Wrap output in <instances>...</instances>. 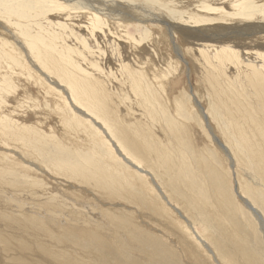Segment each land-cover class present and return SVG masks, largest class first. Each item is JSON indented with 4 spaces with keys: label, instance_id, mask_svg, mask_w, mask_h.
<instances>
[{
    "label": "bare ground",
    "instance_id": "bare-ground-1",
    "mask_svg": "<svg viewBox=\"0 0 264 264\" xmlns=\"http://www.w3.org/2000/svg\"><path fill=\"white\" fill-rule=\"evenodd\" d=\"M226 8L229 10L225 11ZM257 11V6L251 0H56L52 2L49 0H0V264H88L84 259L80 260L85 258V254L97 258L95 261L98 264H125L120 260L123 254V249L119 247L120 242L128 244V247L137 246L134 243L137 233L148 241L151 248L155 250V254H160L161 250H158L159 248L155 245L156 241L146 240L151 238L152 234L147 233L144 227L166 241H171L175 233L166 226V219H163V214H160L162 211L159 213L154 210V206L159 203L154 195L157 197L156 193L163 195L162 200L166 197L161 190L163 187L160 189V186L156 185L157 182L151 183L154 181L155 171H152L148 161L151 162L155 157L164 167L170 166L171 161L163 155L164 146L172 142L182 151L190 145L195 149L196 143L193 139L195 136L192 138L193 130L188 124L182 125L178 122V128H176L160 122L162 135L155 138L152 130L144 123L142 124V119L136 118V115L130 112L132 108L127 109L126 113L123 111L125 108L120 106L119 95L125 90L133 94L135 100H132L136 104L143 106L144 119L145 114L151 115L154 119L156 115L160 118L164 115L162 112H165L171 103L168 102L169 96L168 98L166 96L168 100H165L162 95V89L164 88L165 92L167 81L161 78L167 73V67L162 69L157 66L156 63L160 60L156 62L158 57L155 60L151 53L155 45L150 41L145 46H138L135 40L140 35L133 40L125 34L127 32L123 28L130 26L131 22L135 24L130 27L136 29L145 26L147 22L157 25L159 23L167 27L171 41L174 40L172 32L175 30L188 45H192H189L185 52L190 54L193 61L198 64V78L202 82L199 84H203L205 92L210 95L207 97L210 98L213 107L217 108L213 112L221 119L224 133L228 136L233 134L237 138L242 134L248 135L247 138L252 140H241L237 143L247 148L251 144L257 146L256 138L264 135V25H262L263 29H258L256 24L246 23L247 32H244L236 28L235 23L230 24L233 22L230 20L236 18L247 20ZM50 16L53 20L56 19V23L49 21ZM105 19L110 23H107ZM211 22L216 25L209 26L213 31L207 32L204 27ZM222 22H226L229 26L225 23L218 24ZM104 23L109 24L108 28H104L106 27ZM240 23L243 22L237 25H241ZM96 39L99 43L95 42ZM165 44L161 46L165 47ZM96 49L99 53L100 49L106 52L107 59L102 62L106 66V71H111L108 68L114 70L120 82L126 85L118 83L114 85L115 89L112 91L107 81L100 78V73L97 74L98 70L88 68L93 64L90 58H87L88 56L84 57L83 70L80 68V60L71 54L74 52L84 55L96 54ZM156 51H154L155 54H157ZM174 52L179 60H183V48L176 44ZM19 54L23 55L24 60H21ZM166 58L168 60V56ZM176 62L180 64L179 61L176 60ZM108 81L111 82V79ZM243 90L248 93L247 98L243 97L244 99L241 96ZM58 97L62 101L65 99L66 103L59 102ZM179 97L181 98V95ZM200 99L202 102V97ZM129 100H131L130 97ZM57 102L61 107H57ZM48 103H51L52 109L47 108ZM196 104L194 106H200ZM185 107L187 109V105ZM46 108L56 113V119L59 118L60 124H64L65 129L60 131L56 126H49L48 123L54 116L51 115L52 112L48 113ZM206 108L200 107L199 110ZM176 109L178 110V106ZM167 110L170 111L171 108ZM158 111L162 112L158 113ZM138 112L140 113L139 110ZM48 114L50 119L47 118ZM174 119L178 121L176 117ZM195 119H197L196 116ZM68 123L79 124V128H84L89 138L82 137V140L79 139L81 142L73 140V136L71 138L67 131ZM55 129L59 130L60 134ZM77 130L80 129L77 128ZM193 134L196 133L193 132ZM218 134L221 135L219 132ZM146 138L155 140L150 143ZM219 138L222 139V137ZM201 139L203 140V137ZM221 141L225 142L223 139ZM257 141L264 147V139L257 138ZM91 142H98L101 146L97 152L99 157L94 155L95 150ZM201 143L203 142L200 141L198 144ZM220 146L227 154L229 166L233 169L235 167L233 160L236 158L233 159L224 144ZM104 153L105 156L102 155ZM250 158L256 162L260 161L255 153H250ZM209 164L199 161L201 170L214 177V173L208 171L212 168ZM144 165L147 169H144ZM258 166L260 169L256 167V171L259 169L264 179V162ZM237 171L239 173V169ZM137 173L145 174L152 180L151 182L148 180V186L138 181L140 183L138 189L145 192L149 188L152 192V194L149 193V197L147 191L145 197H143L144 193L141 196L142 192H139V196L138 193L133 192L138 185L134 183L135 188H133L130 184L132 185V181L135 180L133 175L138 176ZM233 176H235L234 173ZM165 185L167 181L163 180L166 192ZM186 186H188L187 183ZM182 191L180 193L177 189L180 194L183 193ZM234 192L240 197L236 189ZM219 193H215L217 203ZM223 196L227 202L228 194L222 195V198ZM241 202L255 215L260 223V230L264 234V221L260 213L247 200L242 199ZM181 203L186 207L184 202ZM172 208L188 224V220L183 218L177 210L180 207ZM113 209L118 210L114 213L110 211ZM87 214L94 215L91 216L92 220H89ZM153 214L161 215L160 223L157 225L152 223L157 219ZM129 216L142 222H136L134 226L127 221ZM96 219H100V222ZM124 219L126 221H123ZM153 225L157 227L156 232V229H150ZM182 230L183 233L192 237L190 230L186 228ZM214 231L212 233H217ZM194 236L214 255L207 242L202 240L203 238L200 239L196 233ZM192 241L194 243L195 240ZM80 245L90 247V250L83 251L77 247ZM134 257L136 258L135 255ZM103 258H106V261ZM145 259L153 261L150 255H147ZM231 260L233 261L234 258ZM225 261L231 263L228 260Z\"/></svg>",
    "mask_w": 264,
    "mask_h": 264
},
{
    "label": "rangeland",
    "instance_id": "rangeland-1",
    "mask_svg": "<svg viewBox=\"0 0 264 264\" xmlns=\"http://www.w3.org/2000/svg\"><path fill=\"white\" fill-rule=\"evenodd\" d=\"M50 2L52 1H56V0H49ZM254 2V4L257 6L258 11L255 13V15H253L252 17L250 16L247 20L246 19H232L230 21H233L230 24H234L236 28H240V30L247 32V26L246 23H250V24H256L255 26L258 29H263L262 25H264V0H251ZM48 2V1H47ZM60 4V3H59ZM221 6V5H220ZM229 10L228 8H226L225 11ZM51 18V16L49 17ZM101 19V18H100ZM103 19V18H102ZM49 21H53L56 23V19L53 20L52 18ZM58 21H61L60 19H58ZM105 21L108 23L109 20L105 19ZM239 22H243L240 23L241 25H237V23ZM41 23V22H38ZM66 23V22H64ZM63 23V24H64ZM110 23V22H109ZM225 23L226 26H229V24H226V22H222V23H218V24H223ZM259 23V24H257ZM41 24H44L43 22ZM40 24V25H41ZM134 22H131V25H134ZM66 25V24H65ZM109 24H105L104 23V28H108ZM130 25V26H131ZM213 26L216 25V23H209L206 24L204 29L207 32H212L213 30H211V28L209 26ZM130 26H126L123 29L127 32L125 34L128 35V37H131L133 40H135L136 36H139V38H136L135 41H137V45L138 46H145V44L147 42H150L155 45L152 47V55L153 57H155L154 59L157 61L158 63L157 66L161 67L162 69H166L167 67V73L163 75V77L161 79H163L164 81H167L166 83V89L164 92V88L162 89V95L165 98V100H168V102L170 103L169 108H166V114L163 111H158V113H163V116H160V118L155 117H151V115L149 114H145V119H144V109L143 106L140 104H136L134 97L132 96L133 94L127 92V90H125V92L123 94L120 93V98H121V108H125L123 111H125V113L127 112V109L130 110V112L132 111L133 115H136V118L142 119V124L144 123V125L148 126L151 130L152 133L154 134L155 138L158 135H162V131L160 130V122H163L165 125L170 124L171 126H174L176 128H178L177 123L179 122L182 125H186L188 124L189 128L192 129V138L195 136V143H196V147L195 149H193V147L190 145L187 148H183L182 149L177 145H174L172 142L169 143V145L164 146V149H162L163 155L164 157H167L171 163L170 166L167 165L164 167V165L160 162H158V160L154 157V159H152V161H148L151 165V169L152 171H155V176H154V181H152L151 179H148V177L145 174H139L137 173V175H133L134 179L132 178V185L130 184V186H132L133 188H135L134 183L137 184L138 186L133 190V192L135 194H137L138 196L140 195V193L143 191L140 188V191L138 189V187L140 186V182H142V184L145 183L146 186H148V180H150L149 182L156 183L157 182V186L161 189V187H163L161 190L164 193V196L166 198H163L164 200H162V196L158 193H156L158 195L159 198H161V200L156 196V199L159 201V203L154 206V210H157L159 213L162 211V213H160L161 215L163 214V219H166V226H168V229H171L172 233H175L174 235H172L171 237V241H166L164 239H162L161 237L154 235V233H150L151 231L146 230V228L144 227L145 231L147 233H149L151 236V238L146 239V240H151L153 239L154 241H156L157 247L159 248L158 250H161L160 254H155V250L153 248H151V245L148 243V241H145L144 237L141 236L140 233L136 234V239H134V243L137 244L133 245V246H129L128 244H125L123 242H120V249L122 248V256H121V261L124 262L125 264H229L227 263L228 260L230 261L232 264H264V234L261 232L260 230V223L257 220V218L255 217V215L249 210L247 209L243 202H241L242 199L247 200V202H249V204L251 206H253L255 209H257V211L260 213L262 220L264 221V179L261 177V173H259V164H262L264 162V147H262L258 141L257 138L260 139H264V135L258 136L255 140V136H253L256 145L251 144L250 146H247V148H244L243 146H241L239 143V141L241 140H252V138H247L248 135H241L235 136L233 134H230L229 136L227 134H225V130L221 127V125H223V123H220L221 119H219L217 116H215L213 111H216L215 107H213L214 105L211 103L210 98L207 96H210L209 94H207L205 92L204 86L203 84H199L201 81H199L200 79L198 78L199 76V71H198V64H196L193 59L192 56H190V54L186 53V49L192 45H188L187 41H185L183 39V37H181L180 35H178L175 30H173V34H174V40L171 41V38L168 36L167 32V27L164 25H160L158 23L154 24L153 22H147L145 26L139 27V28H135V27H130ZM126 28L128 30H126ZM150 28V29H149ZM152 28V29H151ZM210 28V29H209ZM148 29V30H147ZM257 29V30H258ZM99 30V29H98ZM129 31V32H128ZM145 31H151V32H145ZM146 33V34H145ZM148 33V34H147ZM137 34V35H136ZM145 34V35H144ZM135 35V36H134ZM154 36V37H153ZM157 36V37H156ZM151 38V40L149 39ZM156 38V39H155ZM162 39V40H161ZM183 39V41H182ZM68 40H71L68 38ZM97 40V39H96ZM153 40V41H152ZM166 40V41H165ZM177 40V41H176ZM72 41V40H71ZM155 41V42H154ZM96 43H99L98 40L95 41ZM124 42V41H122ZM131 42H133L131 40ZM157 42V43H156ZM160 42V43H159ZM162 42V43H161ZM167 43V44H165ZM186 43V44H185ZM142 44V45H141ZM144 44V45H143ZM165 44V47H163ZM175 44V45H174ZM179 45L181 48H183L184 50V55H183V60H179L174 52V46ZM182 44V45H181ZM78 45V44H76ZM87 47H89L88 42H86ZM156 45H160L159 48L158 46L156 47ZM163 45V46H161ZM156 47V48H155ZM163 47V48H162ZM155 50H154V49ZM162 49V50H160ZM100 53L99 50L96 49V54H91V53H87V54H78L76 52L71 53L73 55H75V57L80 60V68H82L84 70L85 66V62L83 61L86 57L90 58V62L92 61V66H89V69H93V70H98L97 74L100 73V78L104 79L105 81H107V85L109 87V89H111L113 91L114 85H117L118 83H122L120 82L121 80H119V78H117V76L115 75L114 70L108 68L111 71H106V66L102 64V62H105V59H107V55L106 52L103 49H100ZM103 50V51H102ZM157 50V51H156ZM159 50V51H158ZM161 57L156 56L157 54H155V52ZM162 51V52H160ZM160 52V53H158ZM150 53V54H151ZM162 53L164 55H162ZM168 53V54H167ZM174 53V54H173ZM106 56H105V55ZM186 54V55H185ZM188 54V55H187ZM21 57V60L23 59V55L19 54ZM79 55V56H78ZM99 56V57H98ZM101 56V57H100ZM105 56V57H103ZM164 56V57H163ZM168 56V60H166V57ZM171 56V57H170ZM176 56V57H175ZM93 57V58H92ZM96 59H95V58ZM174 57V58H173ZM188 57V58H187ZM86 58V59H87ZM102 60H101V59ZM170 58V59H169ZM171 58H173V61H171ZM95 63H94V60ZM101 62H99L100 60ZM191 59V60H190ZM163 60H165L163 62ZM179 61L180 64L183 67H180L181 65L176 62ZM83 61V62H82ZM171 63H170V62ZM176 63H175V62ZM182 61V62H181ZM192 61V62H191ZM166 62V64H165ZM168 62V63H167ZM191 62V63H190ZM83 63V64H82ZM89 63V62H88ZM101 63V65L99 64ZM161 63V64H159ZM164 63V64H163ZM176 66H175V64ZM98 64V65H97ZM179 64V65H177ZM192 64V65H191ZM173 65V66H172ZM98 66V67H97ZM164 66V67H163ZM166 66V67H165ZM91 67V68H90ZM108 67V65H107ZM174 67V68H171ZM180 67V68H179ZM104 68V69H103ZM177 68V69H176ZM179 68V69H178ZM184 68V69H183ZM103 69V70H102ZM174 69V70H171ZM100 70H102L100 72ZM169 70V72H168ZM181 70V71H179ZM178 71V72H176ZM110 72V73H109ZM114 72V74L112 75V73ZM171 72V73H170ZM176 72V73H175ZM181 73V74H180ZM188 73V74H187ZM102 74V76H101ZM104 74V75H103ZM110 74V75H109ZM106 75V76H105ZM108 75V76H107ZM167 75V76H166ZM169 75V76H168ZM174 75V76H173ZM116 76V77H115ZM108 77V78H107ZM113 77V78H112ZM109 79H111V83L110 81H108ZM169 79V80H168ZM199 81V82H198ZM202 83V82H201ZM123 85H126L125 83H122ZM121 84V85H122ZM112 85V86H111ZM169 87H168V86ZM202 86V91L200 86ZM111 86V87H110ZM168 87V88H167ZM197 87V88H196ZM191 88V89H190ZM197 89V90H196ZM242 90V89H241ZM196 91V92H195ZM127 92V93H126ZM191 92V93H190ZM203 94H202V93ZM243 93L246 92L245 90L242 91ZM130 95H129V94ZM197 93V94H196ZM199 93V95H198ZM241 94L242 98H247L248 93H244ZM165 94V95H164ZM179 95H181V98L179 97ZM205 96L203 98V96ZM124 96V98H123ZM168 98V96L170 98ZM129 97L131 100H129ZM176 97V98H175ZM202 97V102L200 98ZM59 98V97H58ZM243 98V99H244ZM133 99V100H132ZM180 99V100H179ZM182 99V100H181ZM137 100V99H136ZM171 100V101H170ZM177 100V101H176ZM194 100V101H192ZM198 102H197V101ZM208 100V101H207ZM123 101V102H122ZM133 101V102H132ZM182 101V102H181ZM191 101V102H190ZM59 102L61 103H66V100L64 99L62 101V99L59 98ZM57 102V107H61L58 106L60 103ZM133 104H131V103ZM135 102V103H134ZM208 102V104H207ZM167 103V101H166ZM169 103H167L169 105ZM189 105H188V104ZM199 104L200 106H194L195 104ZM50 104V105H49ZM131 107H130V105ZM179 104V105H178ZM127 105V107H125ZM187 105V109L186 106ZM193 105V106H192ZM207 108H206V106ZM47 108H51V103H48ZM50 106V107H49ZM178 106V110L176 109V107ZM134 107V108H133ZM200 107L202 108H206V109H200ZM46 108V109H47ZM138 108V109H137ZM173 111H169L167 109H170ZM191 108V109H190ZM198 108V109H197ZM46 109H41V110H46ZM70 109V108H69ZM190 109V110H189ZM138 110L140 111V113L138 112ZM189 110V111H188ZM198 110V111H197ZM207 110V111H206ZM211 112H210V111ZM137 111V112H136ZM169 111V112H168ZM47 112L51 113L52 116H54L52 119H50L49 114L47 115V118L50 119L49 121V126L53 127L56 126L60 129L63 130L65 129L64 124H60L59 122V118L56 119V113H53V111H51L50 109H47ZM144 112V113H143ZM189 112V113H188ZM194 112V113H193ZM201 112V113H200ZM205 112V113H203ZM151 113V112H148ZM187 113V115H186ZM192 113V114H191ZM212 113V114H211ZM143 114V116H142ZM170 114V115H169ZM201 114V115H200ZM202 114L204 116H202ZM185 115V116H184ZM199 115V116H198ZM211 115V116H210ZM166 116H169L166 118ZM173 116V117H172ZM195 116L197 119H195ZM214 116V118H213ZM42 117V116H41ZM64 117V116H63ZM177 118L178 121H176ZM189 117V118H188ZM199 117V118H198ZM207 117L209 119H207ZM159 121H158V119ZM163 118V119H162ZM194 118V119H193ZM206 119V121H205ZM170 120V121H169ZM199 121V122H198ZM210 121V122H209ZM70 122V121H69ZM201 122V124H200ZM208 123V125L206 123ZM218 122V123H217ZM146 123V124H145ZM156 123V124H155ZM159 123V124H158ZM200 127H199V124ZM217 123V124H216ZM59 124V125H58ZM77 124V123H76ZM152 124V125H151ZM175 124V125H174ZM191 124V125H189ZM75 124H71L68 123L67 126V131H69V136L72 138L73 136V140L76 139L78 142H81L82 137L84 138H89V136L87 135V133L85 132L84 128H79V124L75 125ZM166 125V126H167ZM156 126V127H155ZM191 126V127H190ZM203 126V127H202ZM72 127V128H70ZM81 127V124H80ZM202 127V128H201ZM217 127V128H216ZM74 128V129H73ZM80 129V130H77ZM197 130H196V129ZM205 128V129H204ZM222 128V129H221ZM57 129V128H56ZM58 133L60 134L59 130ZM73 129V130H72ZM158 129V130H157ZM200 129V131H199ZM211 129V130H210ZM206 130V132H205ZM209 130V131H208ZM214 130H215V134H214ZM221 130V131H220ZM224 130V131H223ZM71 131V132H70ZM159 131V132H156ZM196 131V132H195ZM208 131V132H207ZM213 131V132H212ZM223 131V132H222ZM196 133L195 135L193 134ZM202 132V133H201ZM218 132L221 134L219 135ZM77 133V134H75ZM86 133V134H85ZM157 133V135H156ZM198 133V134H197ZM200 133V134H199ZM204 133V134H203ZM140 134V133H139ZM206 134V135H205ZM201 135V136H199ZM198 136V137H197ZM208 136V137H206ZM210 136V137H209ZM212 136V137H211ZM226 136V137H225ZM228 136V137H227ZM76 137V138H75ZM78 137V139H77ZM161 137V136H160ZM203 137V140L201 139ZM222 137V139L225 141L223 143V141H221L222 139L219 138ZM244 137V138H243ZM81 138V140H79ZM153 138V137H152ZM159 138V136H158ZM196 138H198L196 140ZM234 138H236L237 140H235ZM150 143H153L155 139H150V138H146ZM206 139V140H205ZM221 139V140H220ZM229 139V140H228ZM210 142H207V141ZM221 142H220V141ZM231 140V141H230ZM203 142L201 144H198L199 142ZM214 142V143H213ZM218 144H216V143ZM96 143L98 145H96ZM164 143H168V142H164ZM172 143V144H171ZM237 144V148L235 146V144ZM93 144V145H92ZM184 144V143H183ZM198 144V145H197ZM205 144V145H204ZM214 144V145H213ZM220 144H224V146H226V149L228 150V152L230 153V155L232 154L233 159V163H234V168H230L229 166V159L227 157V154H225V152L223 151V149L221 148ZM91 145L93 146L94 151V155L98 156L97 152L99 151V148L101 147L99 145L98 142H91ZM185 145V144H184ZM200 145V146H199ZM207 145V146H206ZM211 145V146H210ZM228 145V146H227ZM233 145V146H232ZM239 145V146H238ZM249 145V144H248ZM98 146V147H97ZM157 146V145H156ZM220 146V147H219ZM159 147V146H157ZM201 147V148H200ZM209 147V148H208ZM211 147V149H210ZM213 147V148H212ZM229 147V148H228ZM255 147V148H254ZM261 147V148H260ZM174 148V149H173ZM189 148V149H188ZM208 148V149H207ZM215 148V150H214ZM217 148H220L217 150ZM239 148V149H238ZM185 149V150H184ZM204 149V150H203ZM232 149V151H230ZM192 150V151H191ZM195 150V151H194ZM210 150V151H209ZM214 150V151H213ZM217 150V151H216ZM239 150V151H238ZM262 150V152H261ZM159 151V150H158ZM201 151V152H200ZM244 154H243V152ZM180 152V153H179ZM191 152V153H190ZM218 152V153H217ZM232 152V153H231ZM237 152V153H236ZM246 152V153H245ZM100 153H103V151H100ZM160 153V151H159ZM174 153V154H172ZM191 155H190V154ZM192 153H196L195 155ZM225 155H224V154ZM250 153H255L257 154V156L260 158L259 162L253 161V159L250 158ZM179 154V155H178ZM186 154V155H185ZM199 154V155H198ZM208 156H207V155ZM243 154V155H242ZM248 154V157H247ZM105 156V153L102 154ZM171 155V156H170ZM178 155V156H177ZM185 155V156H184ZM201 155V156H200ZM204 157H203V156ZM217 155H219L217 157ZM221 155V158H220ZM234 155V156H233ZM238 155V156H237ZM92 156V155H91ZM182 156L184 158H182ZM187 156V158H185ZM93 157V156H92ZM99 157V156H98ZM172 157V158H171ZM202 157V158H201ZM235 157V158H234ZM239 157V158H238ZM198 158L200 160H198ZM204 158V159H203ZM206 158V160H205ZM178 159V160H177ZM244 160L242 162V160ZM247 159V160H246ZM100 160V158H99ZM174 162H173V161ZM154 161V162H153ZM199 161H205L206 165H211L212 168L209 169L208 171L213 172L214 173V177H211L210 175L206 174V172L204 170H201L200 166H199ZM235 161V162H234ZM238 161V162H237ZM251 161V162H250ZM178 162V163H177ZM190 162V163H188ZM208 162V163H207ZM158 163V164H157ZM216 163V164H215ZM241 166H239V164ZM249 163V164H248ZM176 164V166H175ZM188 164V165H187ZM218 164V165H217ZM247 164V165H245ZM253 164V165H252ZM125 165V164H123ZM127 167V165H125ZM220 166V167H218ZM249 166V167H248ZM143 167V166H142ZM193 167V168H192ZM238 167V168H237ZM244 169H243V168ZM259 168L257 171L256 169ZM180 170H178V169ZM183 168V169H182ZM144 169H147L146 166L144 165ZM156 169V170H155ZM222 169V170H221ZM239 169V173L238 170ZM243 169V171H242ZM254 169V170H251ZM149 170V169H148ZM221 170V171H220ZM233 170V171H232ZM150 171V170H149ZM196 173H194V172ZM200 171V172H199ZM235 171V172H234ZM254 171V172H253ZM182 174H181V173ZM186 173V174H185ZM233 173L235 176H233ZM236 173V174H235ZM259 173V174H258ZM172 174V176L170 175ZM189 174V176H188ZM254 174V175H253ZM158 175V176H156ZM187 175V176H186ZM196 175V177L194 176ZM205 175V176H204ZM243 175V176H242ZM171 176V177H170ZM228 176L230 178H228ZM232 176V177H231ZM156 177V178H155ZM159 177V178H158ZM187 177V178H186ZM141 178V180H140ZM146 178V179H145ZM194 178V179H193ZM234 178V180H233ZM262 178V180L260 179ZM138 179V180H137ZM156 179V180H155ZM158 179V180H157ZM192 179V180H191ZM203 179V180H202ZM162 182H161V181ZM163 180L167 181V185H165V189L166 192L164 191V186H163ZM171 180V181H170ZM190 180V181H189ZM195 180V181H194ZM197 180V181H196ZM205 180V181H204ZM159 181V182H158ZM175 181V182H174ZM184 181V182H183ZM192 181V182H191ZM200 181V182H199ZM231 181V183H230ZM236 181V182H235ZM247 181V182H245ZM261 181V182H260ZM144 182V183H143ZM172 182V183H171ZM189 182V183H188ZM252 182V183H250ZM139 183V184H138ZM159 183V184H158ZM174 183H176L174 185ZM185 183V184H184ZM186 183L188 186H186ZM198 183V184H197ZM248 183V184H247ZM226 184V185H225ZM237 184V185H236ZM189 187V189L186 187ZM173 186V188H172ZM177 186V187H176ZM194 186V187H193ZM247 186V187H246ZM171 189H170V188ZM180 187V189L178 188ZM183 187V188H182ZM192 187V189H191ZM246 187V188H245ZM175 188V189H174ZM153 189V188H152ZM155 189V188H154ZM178 191H182L183 193L180 194ZM234 189H236V191L238 192L239 196L238 197L235 192ZM145 190V189H144ZM168 190V191H167ZM174 190V191H173ZM148 193V197H149V193L152 194V192H150L149 188L148 190H146ZM142 192L141 196L147 195V193ZM195 191V192H194ZM215 191V192H214ZM140 192V193H139ZM168 192V193H167ZM174 192V193H173ZM176 192V193H175ZM186 192V194H184ZM203 192V193H202ZM220 192L219 196H218V203L216 202L217 200V195H215V193ZM167 194V195H166ZM180 194V195H178ZM228 194V200L227 202L224 199V196L222 198V195ZM160 195V196H159ZM171 195V196H170ZM182 195V196H181ZM189 195V196H188ZM192 195V196H190ZM236 195V196H235ZM180 196V197H179ZM187 196V197H186ZM201 196V197H200ZM172 197V198H171ZM175 197V198H174ZM179 197V198H178ZM182 197V199H181ZM185 197V198H184ZM190 197V198H188ZM193 197V198H192ZM239 199H238V198ZM172 202H170L168 199ZM174 198V199H173ZM210 198V199H209ZM166 199V201H165ZM179 199V200H178ZM223 201H222V200ZM182 200V201H181ZM195 200V201H194ZM212 200V201H211ZM239 200V201H238ZM188 201V202H186ZM191 203H190V202ZM193 201V202H192ZM211 201V202H210ZM169 202V203H168ZM186 205V207L183 205V203ZM188 203V204H187ZM209 203V204H208ZM166 206H165V205ZM175 204V205H174ZM179 204V206H178ZM192 204V206L190 205ZM198 204V206H197ZM168 205V206H167ZM201 205V206H200ZM158 206V207H157ZM175 207L176 209L178 207L177 210L180 212V214L183 216V218H185L186 220H188V224L179 216V214L173 210L172 207ZM197 206V207H196ZM223 206V207H222ZM124 207V206H122ZM156 207V208H155ZM162 207V208H161ZM192 207H196V208H192ZM201 207V208H200ZM160 208V209H159ZM185 208V209H183ZM192 208V209H191ZM207 208V209H206ZM189 209V210H188ZM118 209H113L110 210L111 212H116ZM182 212H181V211ZM151 211V210H150ZM186 211V212H185ZM191 211V213H190ZM146 212H148V210H146ZM213 212V213H212ZM150 213V212H148ZM188 213V214H187ZM210 213V214H209ZM154 215V217H156V221H152V223H155L156 225L159 224L160 222V215ZM178 216H177V215ZM184 214V215H183ZM190 214V215H189ZM220 214V215H219ZM88 215V214H87ZM193 215V216H192ZM212 215V216H211ZM40 216H42L40 214ZM91 216H94L93 214L89 217V220L91 218ZM165 217V218H164ZM209 217V218H208ZM215 217V218H214ZM192 218V219H191ZM212 219V220H211ZM196 220V222H195ZM198 220V221H197ZM215 220V221H214ZM217 220V221H216ZM96 221L100 222V219H96ZM123 221H126L125 219ZM127 221L130 222L132 225L135 226L136 222H138V219H135V217L133 218L132 216H129L127 218ZM171 221V222H170ZM214 221V222H213ZM142 221L138 222L141 223ZM164 223V222H163ZM168 223V224H167ZM165 224V223H164ZM139 225V224H138ZM180 227H179V226ZM189 225V226H188ZM185 226V227H184ZM214 226V227H213ZM211 227V228H210ZM216 227V228H215ZM141 228V227H140ZM148 229L150 227H147ZM157 227H153L150 229H156ZM182 228H186L192 237L188 236L187 233H183ZM190 228V229H188ZM193 229V230H192ZM192 230V231H191ZM215 230V231H214ZM157 231V229L155 230V232ZM180 231V232H179ZM217 232V233H212V232ZM221 231V232H220ZM196 233L200 239H202L203 241H205L206 244H208V247L212 250L213 254L209 252V250L203 245L202 242H200L199 240L197 241L194 236V234ZM183 234V235H182ZM215 234V235H213ZM218 234V236H217ZM176 235V236H175ZM185 235V236H184ZM201 235V236H200ZM207 235V236H205ZM217 238L214 239L213 237ZM223 236V237H222ZM176 239H174V238ZM194 237V238H193ZM160 238V239H159ZM189 238V239H188ZM175 242H173V240ZM195 240L194 243L192 240ZM207 239V240H206ZM212 242H211V241ZM216 240V241H215ZM164 241V242H163ZM224 243H223V242ZM226 241V242H225ZM214 242V243H213ZM222 242V243H221ZM167 243L168 245L166 246ZM175 243V245H174ZM186 243V245H185ZM188 243V244H187ZM190 243L192 245H190ZM219 243V244H218ZM165 244V245H164ZM181 244V245H180ZM217 246H216V245ZM223 244V245H222ZM124 245V246H123ZM127 245V246H125ZM140 247H139V246ZM174 245V246H173ZM179 245V246H177ZM189 245V246H188ZM203 245V246H202ZM76 246V245H74ZM171 246V247H170ZM188 246V248H187ZM196 246V247H195ZM226 246V248H225ZM80 247V249H82L83 251L85 250H90V247H84V246H77ZM205 247V248H204ZM224 247V248H223ZM181 248V250H180ZM126 249V250H124ZM129 249V251H128ZM157 249V248H155ZM187 249V250H186ZM180 250V251H179ZM185 250V251H184ZM193 250V251H192ZM201 250V251H200ZM179 251V252H178ZM149 252V253H148ZM188 254H187V253ZM207 252V253H206ZM227 252V253H226ZM131 253V254H130ZM134 253V254H133ZM192 253V254H191ZM187 254V255H186ZM237 254V255H236ZM69 255V254H68ZM134 255L136 256L137 259L140 258V260H136V258L134 257ZM147 255L151 256V259L153 261H150L149 259H145V257ZM183 255V256H182ZM203 255V256H202ZM227 255V257H226ZM232 255V256H231ZM125 256V257H124ZM140 256V257H139ZM200 256V257H199ZM224 256V257H223ZM235 256V257H234ZM38 257V256H37ZM85 258H81L80 260H83L85 262H88V264H96L97 261H95L97 258H94L93 256L90 257L89 255L85 254L84 256ZM132 257V258H131ZM204 257V258H203ZM215 257V258H214ZM230 259H229V258ZM234 260L232 261L231 259ZM210 258V259H209ZM227 258V259H226ZM90 259V260H89ZM196 259V260H195ZM239 261H238V260ZM104 261H106V258H103ZM143 260V261H142ZM189 260V261H188ZM137 261V262H136ZM149 262V263H148ZM193 262V263H192ZM230 263V264H231ZM98 264V263H97Z\"/></svg>",
    "mask_w": 264,
    "mask_h": 264
}]
</instances>
